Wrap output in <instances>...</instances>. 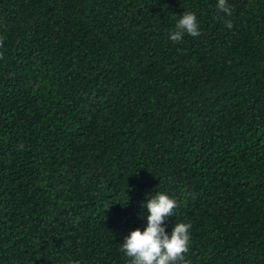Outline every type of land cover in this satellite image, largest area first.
Segmentation results:
<instances>
[{"label":"trees","instance_id":"1","mask_svg":"<svg viewBox=\"0 0 264 264\" xmlns=\"http://www.w3.org/2000/svg\"><path fill=\"white\" fill-rule=\"evenodd\" d=\"M216 3L0 0V264H129L157 191L187 264H264V0Z\"/></svg>","mask_w":264,"mask_h":264},{"label":"clouds","instance_id":"2","mask_svg":"<svg viewBox=\"0 0 264 264\" xmlns=\"http://www.w3.org/2000/svg\"><path fill=\"white\" fill-rule=\"evenodd\" d=\"M220 13L231 16L227 0H217L215 5ZM229 30L231 21L226 22ZM185 33L198 37L201 35L195 13L184 11L176 21L174 29L168 34L169 39L180 42ZM147 226L130 231L121 243L120 251L129 258V264H187L185 254L189 252L190 223H175L171 233L165 231L164 221L174 215L178 202L163 192H155L146 197ZM78 264V262H77Z\"/></svg>","mask_w":264,"mask_h":264}]
</instances>
